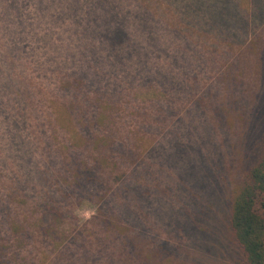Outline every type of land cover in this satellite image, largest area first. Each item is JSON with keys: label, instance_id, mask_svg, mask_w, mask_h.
<instances>
[{"label": "rangeland", "instance_id": "obj_1", "mask_svg": "<svg viewBox=\"0 0 264 264\" xmlns=\"http://www.w3.org/2000/svg\"><path fill=\"white\" fill-rule=\"evenodd\" d=\"M213 1L104 0V16L125 18L128 37L114 43L98 0H0V264H238L226 183L264 135V4L228 0L229 15ZM79 68L96 85L74 99L57 73ZM99 88L115 96L112 140L140 158L116 176L99 169L88 196L66 174L72 162L89 169V140L109 132L93 125L111 106H89ZM121 181L147 190L141 210ZM140 233L142 245L127 243Z\"/></svg>", "mask_w": 264, "mask_h": 264}, {"label": "trees", "instance_id": "obj_2", "mask_svg": "<svg viewBox=\"0 0 264 264\" xmlns=\"http://www.w3.org/2000/svg\"><path fill=\"white\" fill-rule=\"evenodd\" d=\"M104 0H98V6L100 11V19L102 24H105L109 28V32L112 35V40H114V43L116 41L118 43H121L122 39L127 38L128 34L124 31V20L125 18L123 16H119L114 14H111L109 17L107 15L104 16V9L102 8V3ZM255 5H259L261 3L264 4V0H253ZM213 3L217 8H214V10L218 9V0H214ZM222 7L225 8L229 15L233 13L230 4V1L223 0ZM264 6V5H263ZM117 5L115 6V8ZM262 12L261 15H264V8L263 10H259V14ZM99 16H96L99 17ZM231 17V16H230ZM99 19V18H98ZM220 20H217V24ZM101 23H97L98 27V33L101 32L102 28ZM230 26V25H228ZM228 26L224 27L223 29H229ZM215 27V28H216ZM92 33L95 32V30H91ZM228 38V37H226ZM264 52V51H263ZM262 52V53H263ZM16 56H14L11 53L10 59L5 60V68L8 70L13 71V68L16 67ZM10 65V67H9ZM236 70H239L238 67H236ZM60 70V69H59ZM81 69L79 68V71L76 73L77 75H72L71 73H67V71L63 72L60 70L58 75V81L60 82L59 89L64 91L65 89H71L74 95V99L77 98L78 94L82 93V87H85L87 89H92L96 85V78L93 77L92 79H89L86 74L80 72ZM5 78V77H4ZM21 78V77H20ZM85 79L86 83L82 82V80ZM5 85H3V90L8 91L10 93H13L14 89H17L16 86H13L15 82L9 79L3 80ZM231 83V84H230ZM234 81L233 78L231 80H227V84L233 85ZM16 85H19L18 83ZM95 100L92 101V103H89V106H93L96 108L97 104L101 101L108 102L110 104V107H103L98 115V113L94 116L93 119V125L94 126H102L103 128H106V133H102L99 135H94L92 139L89 140L90 144L93 146L94 152L96 155L93 156L92 164L89 165V169L85 168L83 171L81 163L78 162H72L68 168V174H66L67 179L69 180L71 177L74 182H76L77 186L80 187L79 190L81 192L86 193L88 196H92V192L94 191L93 184L94 180H96L95 176L96 173L110 172V175H117L121 173L122 166L127 165V163H137V161L140 158V155L137 154L135 151H131L127 146H125L123 143L119 142L116 143L112 140V134L110 132L111 128L110 125L112 124V106L115 105L114 100L115 96H109L104 91L99 88L98 91H96ZM4 94V92H3ZM18 95V93H16ZM1 96V95H0ZM210 95H208L209 97ZM109 97V98H108ZM206 98V97H205ZM198 102L197 105L199 106L202 100L204 99L203 96L200 98H197ZM211 106H214V103H210ZM64 107V110L66 113L59 114L55 119L56 120H62L60 116H65L68 118L69 113L66 111L67 107ZM72 109V107H71ZM70 111V110H69ZM213 113L218 114L222 113L220 110H216L213 108ZM58 114V113H57ZM220 120H227L229 117L224 113L218 116ZM54 119V120H55ZM221 122V121H220ZM227 122V121H226ZM226 122L222 121L221 126L226 125ZM16 125V124H15ZM56 125L58 128H64L65 124H61L57 121ZM18 126V125H16ZM225 127V126H224ZM226 128V127H225ZM14 132L15 130H9L8 134L13 136L14 138ZM105 134V135H104ZM122 144V145H121ZM173 145H176L178 143L173 142ZM78 142H73V146H77ZM121 145V146H119ZM109 151L116 150L119 154V158H114L113 156H107L103 155V151L105 149H108ZM177 148H179L177 146ZM258 150L255 152V155L253 159L249 161V163L246 165L245 169L240 173L238 180L230 181L226 184H230V187L228 188V196H227V202H228V208L229 213L227 217V223L228 228L230 230V234L232 237V241L236 247L237 252V263L238 264H264V135L262 136L261 140H259L258 144ZM224 169L221 168L218 170L220 173ZM118 170H120V173H118ZM136 170L132 171V175L135 173ZM142 172H139L138 177H136L138 180L142 181L141 176ZM146 174L145 172H143ZM120 179V178H119ZM67 180V182H68ZM143 182V181H142ZM124 182H120L117 184L116 189L117 192L122 194H127V191L131 194L132 199H136L139 201V208L135 207V210L137 208L138 210H141L143 206V202L146 200V193L147 190L144 189V186L141 185H131V186H125L123 184ZM127 190V191H126ZM79 192V193H81ZM109 201L111 199H108ZM108 204L105 200L103 201L102 205ZM104 207V206H103ZM102 209V208H101ZM100 209V206L98 208V214L99 216H102V211ZM54 210V209H53ZM52 210V213H53ZM128 212V211H127ZM130 214H134L135 218L138 217L136 212H131L129 210L126 215H123V217H127ZM51 215H55L54 213ZM122 216V215H120ZM98 217L94 219L97 220ZM119 218V217H117ZM139 218V217H138ZM113 220V218H111ZM108 218H104L102 222L105 224V227L107 228H115L114 222ZM139 221V225H140ZM107 228V229H108ZM141 238L142 242L138 243L137 238ZM129 239L127 240V243L130 245H142L143 244V236L142 233L136 234L135 236H128ZM167 244L164 243L161 246H164L165 249H167Z\"/></svg>", "mask_w": 264, "mask_h": 264}]
</instances>
